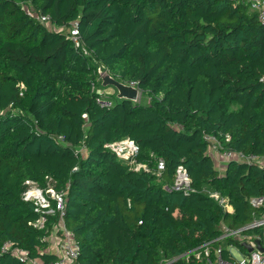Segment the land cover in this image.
I'll list each match as a JSON object with an SVG mask.
<instances>
[{
  "label": "trees",
  "instance_id": "16d2710c",
  "mask_svg": "<svg viewBox=\"0 0 264 264\" xmlns=\"http://www.w3.org/2000/svg\"><path fill=\"white\" fill-rule=\"evenodd\" d=\"M101 67L151 102L101 106ZM205 135L220 152L264 155V22L246 0H0V264H26L6 243L43 264L57 259L23 198L27 181L46 187L49 178L66 192L78 263L202 264L194 252L222 225L244 227L264 212L248 200L264 196V168L232 160L220 169ZM125 138L149 170L105 146ZM179 165L189 194L165 188Z\"/></svg>",
  "mask_w": 264,
  "mask_h": 264
},
{
  "label": "built area",
  "instance_id": "2783aa9c",
  "mask_svg": "<svg viewBox=\"0 0 264 264\" xmlns=\"http://www.w3.org/2000/svg\"><path fill=\"white\" fill-rule=\"evenodd\" d=\"M246 1L251 10L257 12L260 20L264 22V0ZM25 8L30 14L37 17L42 22L49 19L48 16L37 15L35 11H32L28 6H25ZM70 32L76 46H80L81 40L79 37V29L76 24L73 28H71ZM131 84L134 85V83ZM95 88H97L96 85ZM96 92L98 94L97 101L101 106H112L113 102L102 89L97 88ZM205 138L211 142L209 145V152L211 156H213L214 152H217L224 156L223 159L224 161L226 159V162L232 160H245L248 162H256L264 168V155L260 157L252 154L246 155L241 151L220 152L222 145L220 141L215 138V136L205 135ZM229 138V136L226 137L227 140ZM105 146L109 150L113 151L120 159L132 165L135 169L143 168L149 170L148 165L138 163L136 161V156L139 153V146L132 139L125 138L120 141L107 143ZM164 167L165 161L163 159H158V171H161ZM26 184L27 188L23 192V198L27 201H32L35 205V211L40 214L39 218L34 222H31V224L39 229H46L47 235H45L43 239L48 240L50 244L55 242V245L53 244L55 248L50 245L51 248L47 249L48 252L55 253L57 255V259L50 264H80L78 263L80 245L75 239L74 234L66 228L64 223V216L66 212V192L64 190L56 189L51 184L50 178L46 187H40L33 181H27ZM165 188L169 191H179L184 194H189L194 191L191 186L190 175L183 165H179L177 167L173 184L170 186L166 185ZM205 192H207L208 195L217 201L225 210L231 211L233 209L228 197L209 189H205ZM248 200L254 208L264 210L263 195L251 196ZM53 216H58L60 219L57 224L49 222L50 218ZM49 224H52L53 227H49ZM255 227H263L262 233H247L248 229ZM228 238H233L244 246L245 251H242V249L234 245V243L230 244L232 247H237V250L241 255L239 259L234 256L231 249L227 250L229 253L228 258L223 256L225 247L222 245V242ZM214 240V242L204 243L194 252L193 256L202 264H264V251H261L257 245V240H259L264 248V212L244 227L233 229L227 227L226 225H222V234ZM218 241H220V245L216 246L215 243ZM10 244L11 243H6L2 248L3 251H11L20 259V261L26 264H43L40 259L30 257L27 251L17 247H12ZM244 244L250 245L252 250H248Z\"/></svg>",
  "mask_w": 264,
  "mask_h": 264
},
{
  "label": "rangeland",
  "instance_id": "374dc122",
  "mask_svg": "<svg viewBox=\"0 0 264 264\" xmlns=\"http://www.w3.org/2000/svg\"><path fill=\"white\" fill-rule=\"evenodd\" d=\"M49 26L51 27V25H49ZM101 70L102 71H106L103 67H101ZM99 77H100V80H97V86L99 85V87H102L100 89H102L103 92L111 99V101L113 102V104L114 103H117V102H121L122 99L117 96V90H116V88L113 87V86H103L102 85V79H101L100 74H99ZM151 99H152V96H150L149 93H147L146 91H143L141 88H139V97H138V100L136 102H139V103H142V104H149L151 102ZM237 106L238 105H235L234 108H236ZM223 157H224L223 155H221V154H219L217 152H214L213 153V156H212L215 164L220 169H223L224 170V166H225L224 163L226 162V159L224 161ZM53 244L55 245V242ZM53 244H51V245L53 246V248H55V246ZM222 245L225 247L226 250L231 249L232 253L234 254V256L236 258L239 259L241 257L239 251L237 250V247H235V246L232 247L230 244H228V242L226 240H224L222 242Z\"/></svg>",
  "mask_w": 264,
  "mask_h": 264
},
{
  "label": "water",
  "instance_id": "95a60500",
  "mask_svg": "<svg viewBox=\"0 0 264 264\" xmlns=\"http://www.w3.org/2000/svg\"><path fill=\"white\" fill-rule=\"evenodd\" d=\"M99 74L102 79V85L103 86H113L117 90V96L119 98L131 100L133 102H136L139 97V88L138 86H134L132 84L126 83L124 81H121L117 78H115L109 71H102L99 69ZM248 250H252V247L248 244H244ZM258 248L261 251H264V248L261 245V242L257 240Z\"/></svg>",
  "mask_w": 264,
  "mask_h": 264
},
{
  "label": "crops",
  "instance_id": "0c3cea01",
  "mask_svg": "<svg viewBox=\"0 0 264 264\" xmlns=\"http://www.w3.org/2000/svg\"><path fill=\"white\" fill-rule=\"evenodd\" d=\"M224 165H225V163H224Z\"/></svg>",
  "mask_w": 264,
  "mask_h": 264
}]
</instances>
